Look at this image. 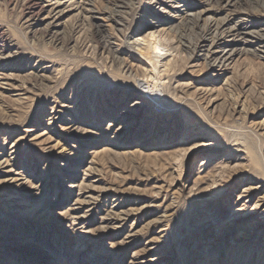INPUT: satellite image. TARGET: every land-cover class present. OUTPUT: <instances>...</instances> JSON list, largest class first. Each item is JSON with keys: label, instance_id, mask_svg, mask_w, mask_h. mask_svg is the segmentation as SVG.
<instances>
[{"label": "rangeland", "instance_id": "1", "mask_svg": "<svg viewBox=\"0 0 264 264\" xmlns=\"http://www.w3.org/2000/svg\"><path fill=\"white\" fill-rule=\"evenodd\" d=\"M35 1L0 0V164L36 186L0 183V264H264V214L226 211L264 194V0Z\"/></svg>", "mask_w": 264, "mask_h": 264}, {"label": "bare ground", "instance_id": "2", "mask_svg": "<svg viewBox=\"0 0 264 264\" xmlns=\"http://www.w3.org/2000/svg\"><path fill=\"white\" fill-rule=\"evenodd\" d=\"M34 1V0H33ZM53 1V0H52ZM113 3V5L118 9H120L121 7L124 8V4H127L125 3L124 0H109ZM68 3V0L67 1H64V2H61V1H54L52 3H50L48 5V13L49 15L51 14H55L53 15L56 16L55 18H59L60 16H62L64 13L70 11L71 9H69L70 7H68V5H64L65 3ZM36 5L38 4L37 0L35 1ZM71 5V4H70ZM69 5V6H70ZM45 5H38V8L36 10H34L31 14H30V17L32 15H35V13L38 12V10H40L41 8H43ZM113 6V7H114ZM33 7V6H32ZM47 7V5H46ZM80 8V14L81 15H84L85 14V10H87L86 8ZM122 8V9H123ZM114 10V9H113ZM91 12V11H90ZM111 13V12H110ZM114 14V12H113ZM29 15V14H28ZM237 29V28H236ZM217 30V28H216ZM204 33L202 34V42L206 43V45H203L202 49L201 50H204V52L206 53L207 56H211L213 54H215L217 51H219L220 48H222L224 54L220 55V56H217L213 62V64L211 65L213 69H215L216 67H220L222 66L228 59L231 58V55L233 54L234 52V48L233 47H228L227 46H220V45H217L216 43V40H218V38L214 35H211V27H205V29L203 30ZM235 31V29L233 30ZM53 32V31H52ZM235 33V32H234ZM219 34H222L221 31H219ZM57 39V38H56ZM262 39L261 38H257V42H260ZM194 43V42H193ZM4 56V55H3ZM6 59L4 58H1L0 57V65L2 66V64H4V62ZM4 75V74H3ZM9 75V74H8ZM0 79H4L6 82L5 83H1V84H6V85H9L8 83V80L10 79H14V77L12 75L10 76H2L0 74ZM117 129L116 133L120 134V133H126V132H129L130 130V126L129 125H125L124 123H121L118 128H115ZM32 130V129H31ZM115 133V131H114ZM115 133V135H116ZM34 142H36V144H46L48 141L47 139L43 140L42 139V135L38 134V135H33L31 137ZM17 142H15L12 147L16 148L18 146V143L16 144ZM33 143V142H32ZM27 144V143H26ZM63 146V145H62ZM65 148L63 147H60L58 144L54 145L52 147V150H54V154H55V151H57L58 153H62V155L65 153ZM14 151V150H13ZM17 151V149L15 150V152ZM12 152V151H11ZM49 152V151H48ZM13 154V153H12ZM48 154V153H47ZM58 155V154H57ZM65 158V157H64ZM213 160V157H205V159L202 161L201 164H205V163H210L211 161ZM14 166L13 163H11L9 160H5L3 163L0 164V167H2V171H4L5 173H8V177L7 179H3V181H0L5 183V182H9L10 185H12L13 187H22V189L24 191H27V196H33L35 195V190H36V186H32V183H29L28 181H24V177L23 179L21 180L20 178H18L17 174L19 173H13V169L12 167ZM75 172H82L84 177L87 178V168H84V169H80L79 171V168L77 167ZM21 176V175H20ZM4 177V176H3ZM92 177V176H91ZM1 179V178H0ZM26 179V178H25ZM83 179V178H82ZM81 179V181H82ZM91 179V178H90ZM2 180V179H1ZM89 180V179H88ZM81 183V182H80ZM80 183H70V188H81L83 189V194H84V197L82 198H85V199H82L83 201L81 202L80 200V203L79 204H87L88 202H90V199L94 198L95 194L96 193H100L98 191H94L95 189L94 186L92 185H85L83 187V185H81ZM84 183V182H83ZM86 183V182H85ZM90 183V182H88ZM2 185V184H1ZM255 186V185H254ZM1 187V186H0ZM104 187V186H103ZM108 189V188H106ZM104 189V190H106ZM20 190V189H19ZM80 191V190H79ZM258 191V188L257 186L256 187H253L251 185L245 187L244 189H242L241 193L239 194L238 196V201L236 203H234V206L231 207L230 209L227 208L226 211L229 212V220L227 223H229L230 225L234 224V223H239V222H243L244 220H250L252 218V216H254L255 214H257V212H261L264 214V194L263 195H260L257 197L256 195V192ZM19 193V192H18ZM3 194V193H1ZM38 194V193H37ZM80 194V193H79ZM25 195V194H24ZM94 196V197H93ZM25 197V196H24ZM32 197V198H33ZM97 198V197H96ZM77 200V197L75 198ZM88 199V200H86ZM98 199V198H97ZM93 200V199H92ZM120 200V199H119ZM27 201V200H26ZM78 201V200H77ZM76 202V201H74ZM77 204V203H76ZM101 204V203H100ZM76 206V205H75ZM78 206V205H77ZM81 206V205H80ZM79 206V207H80ZM72 206H70L71 208ZM229 207V206H228ZM44 208V204H41V205H38L37 206V209H43ZM36 209V208H35ZM73 210V209H72ZM146 210V209H145ZM117 211V210H116ZM65 212V211H64ZM113 212V211H112ZM115 212V211H114ZM120 212V211H118ZM66 213V212H65ZM111 213V212H110ZM117 213V212H116ZM260 213V214H261ZM68 214V213H66ZM71 214V212H70ZM108 214V213H107ZM127 214V213H126ZM72 215V214H71ZM78 215V214H77ZM86 215V214H85ZM84 215V216H85ZM112 215V214H111ZM105 216V215H104ZM264 217V216H263ZM68 218V217H67ZM71 218V217H70ZM104 218V217H103ZM103 220V219H102ZM237 220V221H236ZM153 221V220H152ZM104 223V222H103ZM106 223V222H105ZM260 223V222H259ZM108 224V223H106ZM112 224V223H111ZM117 225V224H116ZM115 224L113 226H116ZM108 226V225H107ZM106 226V227H107ZM118 226V225H117ZM70 234V233H69ZM133 235V234H132ZM155 236V235H154ZM160 236V235H159ZM163 236V235H162ZM152 239V238H151ZM146 258V257H145ZM151 258V257H150ZM154 258V257H153ZM147 259V258H146ZM152 259V258H151ZM142 260V259H141ZM154 260V259H153ZM140 264V263H139Z\"/></svg>", "mask_w": 264, "mask_h": 264}]
</instances>
